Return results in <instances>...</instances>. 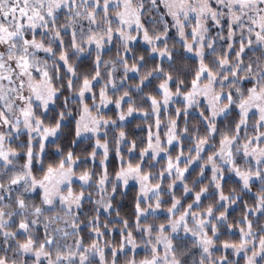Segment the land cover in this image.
<instances>
[{
    "label": "snow or ice",
    "instance_id": "snow-or-ice-1",
    "mask_svg": "<svg viewBox=\"0 0 264 264\" xmlns=\"http://www.w3.org/2000/svg\"><path fill=\"white\" fill-rule=\"evenodd\" d=\"M0 264H264V0H0Z\"/></svg>",
    "mask_w": 264,
    "mask_h": 264
}]
</instances>
